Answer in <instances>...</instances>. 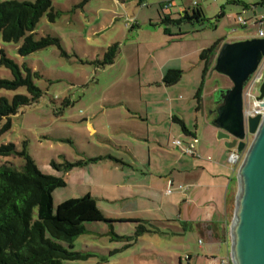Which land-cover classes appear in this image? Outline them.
<instances>
[{
	"label": "rangeland",
	"instance_id": "374dc122",
	"mask_svg": "<svg viewBox=\"0 0 264 264\" xmlns=\"http://www.w3.org/2000/svg\"><path fill=\"white\" fill-rule=\"evenodd\" d=\"M169 1L171 6L165 7ZM194 1L53 0L57 17L51 21L48 14H44L34 34L35 38L56 37L60 46L51 45L24 56L18 53L22 40L5 42L0 34V49L18 64H26L38 72L40 76L34 77V82L43 91L37 102L21 107L11 116L9 129L2 130L6 120L0 121V145L11 142L18 151L26 149L43 173L64 177L66 185L54 190L55 206L91 191L93 195H99L97 203L103 213L115 217L112 211L122 208L123 202L111 203L101 198L98 186L103 169L115 162L111 156L127 160L129 150H135L146 158L150 149L154 162L158 164L174 160L173 154L177 151L171 141L175 136H171L162 147L171 153L169 155L161 150L154 151L151 141L143 143L141 149L133 145L130 131L136 126L135 119L130 117V109L142 113L146 100L150 107L171 103L176 115L182 119L185 117L190 128L195 123L203 127L205 118L213 117V112H209L217 108L220 90L231 87L232 82L211 67L204 78L202 109L197 110L195 93L203 70L200 52L215 43L219 44V51L225 42L257 36L260 24L255 23L253 10L258 13L257 17L264 15V4L245 9L241 3L229 0H196L205 14V21H183L180 25L162 23L166 14L176 19L184 10L192 12L197 7ZM239 1L255 4L262 0ZM239 15L248 20L246 25L237 23ZM127 17L134 18L133 28L126 27ZM165 25L172 33L181 31L183 34L169 38L171 44L162 46L161 43L167 40ZM114 43L120 45L114 63L100 65L98 62ZM164 62L168 63L165 71L170 67L183 71L181 79L167 87L160 82V67ZM0 76L12 78L10 70L3 65H0ZM258 89L256 86L252 93L256 95ZM18 92H25V88L0 89V96L11 98ZM119 122L124 123L123 126L117 125ZM90 123L96 127L97 133L92 132ZM252 137L249 136V142ZM179 138L184 139L183 135ZM79 161L86 162L66 171L67 164ZM3 162L19 170L24 157L16 153L0 156V163ZM90 164L91 168L87 166ZM162 191L160 188L157 209L145 213L147 221L123 219L121 222L117 219L112 223H86V231L75 240L73 249L88 254V257L64 260L62 264H145L138 262L137 254L149 256L151 260L157 254L156 260L160 262L168 250H175L184 258V243L193 252L201 251L197 231L189 230L187 236L180 239L171 232L176 230L174 225L180 226L181 223L164 220L167 216H177L176 212L165 208L168 202ZM235 201L232 198L229 203V228ZM111 217L109 219L113 220ZM139 224L149 230L136 235ZM229 234L231 240L230 229ZM179 241L184 243L176 247ZM221 245L218 259L227 257V246L225 243ZM174 262L177 264L176 257Z\"/></svg>",
	"mask_w": 264,
	"mask_h": 264
},
{
	"label": "trees",
	"instance_id": "16d2710c",
	"mask_svg": "<svg viewBox=\"0 0 264 264\" xmlns=\"http://www.w3.org/2000/svg\"><path fill=\"white\" fill-rule=\"evenodd\" d=\"M241 3L249 9L264 4H247L239 0H229ZM53 0H0V34L5 42H19L18 53L22 56L51 45L60 46L58 38L46 36L35 38L34 30L44 14L51 21L57 17L53 9ZM205 14L200 7H194L192 12L184 10L179 18L173 19L170 14L162 17V23L180 25L183 21L203 22ZM164 32L170 38L183 33H172L165 25ZM172 39V38H171ZM218 43L204 48L200 52L203 62L202 80L195 93L198 106L202 100L204 78L210 68H213ZM120 45L114 43L105 52L100 65L114 63ZM0 65L10 70L12 78L0 76V89L18 90L11 98L0 96V121L5 119L2 130L11 127V116L18 113L23 106L37 102L43 91L34 82V77L40 76L26 64L20 65L9 57L3 49ZM181 69H169L163 76L167 86L176 84L182 77ZM224 89L220 90L222 94ZM220 98L218 102H220ZM182 129L187 133L184 121L176 118ZM19 154L24 157L21 169H16L7 162L0 163V264H62L64 260L85 259L83 254L73 249L75 240L86 231V223L114 220L105 216L99 208L96 198L86 193L80 197H72L54 204V190L65 186L64 177L43 173L26 149L18 151L14 143L0 145V156ZM86 161L67 164L66 171L73 167L83 166ZM140 222V221H138ZM144 224L137 226L136 235L148 231Z\"/></svg>",
	"mask_w": 264,
	"mask_h": 264
},
{
	"label": "crops",
	"instance_id": "0c3cea01",
	"mask_svg": "<svg viewBox=\"0 0 264 264\" xmlns=\"http://www.w3.org/2000/svg\"><path fill=\"white\" fill-rule=\"evenodd\" d=\"M253 11L256 17L255 23L263 27L264 15L261 14L260 17H257L256 14L258 13L255 9ZM169 38L167 35V40H164V44L161 43V45H170ZM166 66H168V63L164 62L160 67V82L162 84H164L163 76L165 72L169 69H181L170 67L165 71ZM165 86L167 87V85ZM145 104L142 113L131 111V109L129 112L131 113V115L129 114L130 117L135 119L134 125L136 126L133 131L128 129L131 130L133 145L141 149L143 143L151 141L154 144V151L159 152L161 150L169 155L171 153H168L162 147L166 142H169L171 136H175L171 144L178 153L173 154L175 158L171 163L167 161L164 164L154 162L150 149L146 158L141 157L135 150H129V159L127 160L123 157L111 156V159L115 161L114 164L105 170L103 169V173L101 172L99 176L101 182L98 183V186L102 194L100 197L111 203L115 201L123 202L124 205L122 208L112 211L115 217L107 214L105 216L113 218L114 221L118 219L121 222L124 221L123 219H128L130 222L147 221L144 218L145 213L157 209V202L160 199L159 191L162 188L164 198L168 202V206L165 207V201H161L162 208L165 207L174 213L176 212L177 216L168 217L166 215L167 217L164 220L181 223L180 226L170 225L176 228L174 232H171L180 239V237L187 236L189 230L197 231L199 235L198 243H202V250L193 252L187 248L184 242L179 241L175 246H182L184 243L183 246L186 252L184 258L177 251L172 250L171 252L168 250L166 251L168 254L160 262L156 260L158 259L157 254L153 255L155 259L152 260L149 256L137 254L138 262H145V264H176L174 262L176 257L177 264H209L211 260H215L217 263L219 260L218 253L222 248L221 243L226 244V256H230L231 240L228 209L230 200L236 197L238 181L236 172L228 161L230 149L225 140L217 138L218 128L213 122L216 117V109L209 112V114L213 112L212 118L210 116L205 118V126L200 127L198 123H195L194 127L190 128L187 121H185V117L182 119L173 111V104L168 103L167 106L164 104V106L150 107L148 100L145 101ZM202 105L203 96L199 108L196 107V109H202ZM176 118L184 121L189 132L186 133L182 129ZM122 124L124 123H117V125L123 126ZM89 126L93 133H97V129L93 124L90 123ZM181 135L184 139L179 138ZM175 139H179L184 147L194 143L195 154L184 153L174 144ZM126 142L125 140L124 147L127 146ZM87 166L92 167L91 164ZM179 185L184 186L185 189H176ZM170 187L174 190L168 194L166 190ZM89 194L95 197L97 201L99 195L97 197L91 191ZM200 240L202 241L200 242ZM144 250L146 251V249ZM220 258H223V256Z\"/></svg>",
	"mask_w": 264,
	"mask_h": 264
},
{
	"label": "water",
	"instance_id": "95a60500",
	"mask_svg": "<svg viewBox=\"0 0 264 264\" xmlns=\"http://www.w3.org/2000/svg\"><path fill=\"white\" fill-rule=\"evenodd\" d=\"M264 57V37L225 42L216 54L213 70L226 75L216 108L217 138L229 149L244 151L236 172L238 191L230 226L232 264H264V114L244 117L245 87ZM264 97V77L257 100ZM264 105V102L261 103ZM249 136H253L249 142Z\"/></svg>",
	"mask_w": 264,
	"mask_h": 264
},
{
	"label": "built area",
	"instance_id": "2783aa9c",
	"mask_svg": "<svg viewBox=\"0 0 264 264\" xmlns=\"http://www.w3.org/2000/svg\"><path fill=\"white\" fill-rule=\"evenodd\" d=\"M171 6V2L169 1L167 3V5H165V7ZM194 6H197V1H194ZM237 23L242 24V25H246L247 24V20L244 19L241 15H239L236 18ZM135 20L134 18H130L127 17L126 18V27L128 28H132L134 26ZM258 37H264V27H260L259 31H258ZM264 77V57L263 60L259 66V68L257 69V71L252 75V77L250 78V80L248 81L246 87H245V96H244V103H245V107H244V117L245 120L247 121L249 117L251 116H255L257 114H264V105H262L261 103L264 102V97L261 100H257L256 96L254 93H252V89H254L256 86L259 87L260 83L262 82ZM174 144L176 146H178L184 153H188V154H195V145L194 143H190L187 147L182 146V143L179 139H175L174 140ZM244 158V151L239 152L237 151L236 148L230 149L229 155H228V161L232 167V169L234 171H237L242 160ZM176 189H185L184 186L179 185ZM174 190V188L170 187L167 188L166 193H172ZM202 240H200L201 242ZM209 264H232V260L231 257H223L220 258L217 263L215 262V260H211L209 262Z\"/></svg>",
	"mask_w": 264,
	"mask_h": 264
}]
</instances>
